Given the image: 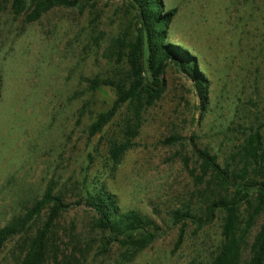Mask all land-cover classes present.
Wrapping results in <instances>:
<instances>
[{
	"label": "rangeland",
	"instance_id": "1",
	"mask_svg": "<svg viewBox=\"0 0 264 264\" xmlns=\"http://www.w3.org/2000/svg\"><path fill=\"white\" fill-rule=\"evenodd\" d=\"M3 4L0 227L22 214L50 181L72 203L86 189L103 186L122 210L136 209L155 221V239L144 247L106 244L108 234L94 226L93 212L72 204L49 228L45 264L209 263L221 240L223 213L200 225L175 220V212L203 217L211 198L232 195L210 172L203 183L195 181L202 170L194 146L237 171L243 164L238 148L251 125L261 128L264 179V0H162L163 11L176 9L165 41L192 55L204 94L198 93L199 78L190 68L169 61L161 96L142 112L138 135L116 164L109 142L122 135L131 114L124 107L90 137L89 125L116 92L109 86L90 90L85 79H119L117 70H128L108 54L112 46L126 52L135 42L136 9L126 0H90L83 8L53 7L27 22L28 9L15 15L10 1ZM254 206L252 201L240 208V227L250 220L241 264L262 221L263 210L254 212ZM46 214L42 210L5 241L0 264H19Z\"/></svg>",
	"mask_w": 264,
	"mask_h": 264
},
{
	"label": "trees",
	"instance_id": "2",
	"mask_svg": "<svg viewBox=\"0 0 264 264\" xmlns=\"http://www.w3.org/2000/svg\"><path fill=\"white\" fill-rule=\"evenodd\" d=\"M4 1L0 0V15L4 9ZM15 15L25 13V20L32 22L53 7H80L90 0H8ZM137 11L140 23L139 35L135 42L130 44L128 51L109 48V57H115L117 64L125 63L126 72H120L119 79L100 76L86 78L90 90H100L104 86L113 88L116 97L110 106L97 113L88 127V135L94 136L103 131L105 126L124 107L131 116L126 120L123 133L109 142L108 153L116 164L125 150L130 147L134 137L138 135L142 123V112L152 106L161 96L164 84L161 79L169 61L179 64L183 68H190L193 75L199 78L200 71L192 55L175 42H166V29L176 9L163 11L162 0H126ZM180 57V60L178 59ZM150 72L146 77L145 71ZM198 93L204 94L201 78L196 84ZM1 95V82H0ZM203 103L206 97L200 98ZM87 103L82 105L80 115ZM202 107H204L202 105ZM262 133L259 126L251 125L247 136L239 145L238 151L242 156V167L233 171L230 164L221 166L214 155L194 146L196 156L201 160L202 174L195 176L197 183L204 182V176L210 172L220 186L230 189L232 195L225 194L213 197L205 207L203 217H197L189 210H177L176 219H194L198 224L210 223L218 211L223 213L221 226V240L209 263L198 264H241L242 249L250 220L240 227V208L243 204L252 205L255 202L254 212L263 210L262 221L249 246V255L246 264L264 263V179L261 162ZM55 183L47 184L42 195L22 214L14 215L5 225L0 227V250L5 241L12 235L22 231L26 224L34 217L47 209L46 218L35 231L27 245L19 264H45L47 261V234L50 226L60 212L65 211L72 204L84 205L94 214V226L108 234L106 244L119 241L138 247H144L155 239L158 225L146 215L136 209L122 210L113 194L106 192L103 186L96 190H85L84 196L72 202H66L60 193L55 192ZM225 188V190H226ZM183 237V228L180 229L177 244Z\"/></svg>",
	"mask_w": 264,
	"mask_h": 264
}]
</instances>
